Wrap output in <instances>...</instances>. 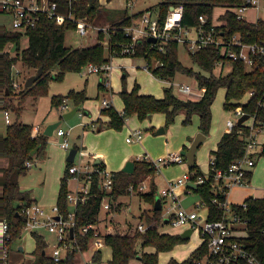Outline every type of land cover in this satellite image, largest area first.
I'll return each mask as SVG.
<instances>
[{
	"label": "trees",
	"instance_id": "1",
	"mask_svg": "<svg viewBox=\"0 0 264 264\" xmlns=\"http://www.w3.org/2000/svg\"><path fill=\"white\" fill-rule=\"evenodd\" d=\"M49 1L56 3L58 13L65 16L71 14L75 18L84 17L93 25L109 21L111 29L107 33V46L105 48L102 42L105 33L101 30L97 32V41L93 44L80 47L65 46V32L68 29H74L73 22L65 21L59 25L45 13H41L37 22L33 26L26 27L24 31H10L4 26L0 27V48L5 49L9 44L13 47L15 44L14 55L9 51L0 55V87L9 91V94L4 98L3 107L9 109L13 115L10 124L2 126L0 122V157L7 159V165L0 170V208L10 225L13 240L19 236L25 222L18 202L30 204L33 201L30 193L19 187V176L27 172L28 167L25 166L27 160L32 161L34 155L44 152L48 136L43 133L32 135L33 125L18 120L23 108L21 105H14L10 102V96L14 91L12 66L17 60H21L23 66L33 71L41 67V76L32 85L25 87L22 83L21 96L38 97L45 95L50 80L60 81L68 71H80L88 63L102 64L108 62L112 56L123 54L121 51L124 46L131 44L130 39L125 35L124 27L130 25L143 13V11H138L128 14L124 10L118 15L119 17L113 18L110 14L103 15L100 0ZM261 1L264 2V0ZM245 2V0H162L148 9L157 11L159 21L162 22L170 6L182 5L181 24L183 26H198V17L202 14L206 17L205 27L208 28L214 7L240 6ZM220 19L224 20L225 23L218 29L222 30L227 37L238 34L243 42H264V16L257 17L255 21H248L244 18H237L234 12L226 10ZM23 35L27 37L28 42L25 47L20 48V39ZM163 47L164 50L158 51L151 47L147 38H143L133 45L134 53H124L123 55L144 58L151 73L160 79H170L176 72L194 77L197 86L204 89L201 98L198 100L179 98L170 86L164 88L162 97L158 98L151 94L140 93L139 85L135 83L129 91L125 89L120 92L123 102L121 111L112 105L101 108L100 114L107 117L106 125L108 127L121 129L125 119L129 116L135 115L138 119L143 120L156 112L164 113L166 124H169L174 120L176 114L182 111L185 115L183 123L190 122L193 114L198 115V128L203 134H206L211 124V105L216 91L218 88L224 87L223 108L227 110L241 108L246 114L254 117L256 127L264 128V55L257 56L255 62L257 66L248 70L243 61L228 60L221 57L216 46L207 45L197 53L190 54L193 62L200 69V71H195L180 62L176 42H167ZM218 60L229 63L230 70L226 73L215 74L213 70ZM155 61L158 62V65L154 67L155 63L153 62ZM54 68H57V71L52 73ZM98 90H106L103 79L98 82ZM250 90L254 91V95L249 98L247 92ZM86 98L84 88L80 90L70 89L65 94H52L50 104L59 108L65 99H70L73 107L79 109ZM98 121L99 119L94 122L98 123ZM102 126L103 123L96 129L100 130ZM248 132V126L243 122L234 125L230 131L222 133L216 149L211 151L215 157L217 168L226 169L231 162L243 156ZM34 149L36 152L31 154ZM253 155L254 159L256 156L264 155V144ZM133 164L134 169L130 173L122 169L112 172L113 188L108 193L98 188V176L94 175L91 182V195L84 202H79L76 205L72 240L82 251L88 248L93 230L82 233L81 228L89 223H97L102 197L108 195L111 200H115L120 195L129 194L130 185L137 189L143 176H148L147 173L154 175L156 172L152 163L146 160H134ZM71 165L72 162L66 161L56 200L58 213L62 217H67L70 208L67 201L69 191L67 181L70 177L68 168ZM96 166L102 168V162ZM188 170L193 180L203 175L196 161L188 167ZM251 173L250 169L245 173L248 181ZM193 192L210 208V219L221 216V213L216 210L215 204L212 203L213 194L209 181L198 184ZM137 194L151 205V213H143L145 215L142 222L147 225V229L139 231L130 227L123 232L117 222L108 224L103 233V239L111 250V256L105 264H134V261H137L138 264H160V252L170 251L177 244L186 241L178 233L160 230V225L164 224V219L161 217V203L160 209L154 208L155 198L158 195L157 184L154 180H150L148 190L143 192L138 190ZM219 198L224 199V196H219ZM244 202L246 203L245 208L236 207L242 216L248 219L247 235L242 240L247 248L264 263V198L249 196L244 199ZM32 236L35 240L33 252L35 261L33 264L75 263L76 253L74 251H66L59 262H54L46 254L44 237L37 233L32 234ZM146 247L154 250H146ZM205 252L206 247L202 246L193 250L184 260L177 261L170 258L166 264H191L193 259L202 257ZM92 260L97 264L102 263L101 252H95Z\"/></svg>",
	"mask_w": 264,
	"mask_h": 264
},
{
	"label": "built area",
	"instance_id": "2",
	"mask_svg": "<svg viewBox=\"0 0 264 264\" xmlns=\"http://www.w3.org/2000/svg\"><path fill=\"white\" fill-rule=\"evenodd\" d=\"M245 4L240 6L222 7L225 11L230 10L234 12L237 18H243L244 11L249 6H258L260 0H245ZM0 13H7L11 17V27L7 30L10 31H24L26 27L33 26L41 13H45L48 17L53 18L57 24H63L65 21L73 22L74 29L80 35H86L88 31V21L84 17L75 18L71 14L65 16L64 14L56 11V3L49 0H0ZM182 5L173 6L169 8L164 20L159 21L158 12L155 10L147 9L143 11L138 20H134L130 25L124 27L125 35L130 39L131 44L124 46L122 53H134L133 45L148 37L155 38L154 42L150 41L151 47L156 48L158 51L164 50L163 45L167 42H176L178 45L185 46L189 54H195L207 45H214L219 49L221 57L228 60H240L246 64L248 70L257 66L256 57L264 55V42H243L238 34L230 37L224 35L222 30L218 28L223 24H218L215 20L210 22L208 28L205 27L206 17L199 15V25L196 27H185L181 24ZM111 28L109 25L106 27L99 26L96 32L103 31L105 34ZM108 35V34H107ZM14 45V44H13ZM105 46V45H104ZM11 44L7 45L5 49L0 48V55L3 52H12ZM106 47V46H105ZM158 65L155 62L154 67ZM229 63H223L222 60L216 61L215 67H219L223 73L225 66ZM230 66V65H229ZM112 68L110 61L102 64L88 63L86 65V73H97L100 80H104V85L108 86L109 72ZM147 68V64L144 66ZM19 70L12 66L13 77V90L19 87V83L15 80ZM151 72V71H150ZM174 85V86H173ZM170 87L175 88L178 94L183 99L198 100L201 98L204 89L199 88L197 83L184 84L178 82H170ZM254 91L247 92V97H252ZM5 90L0 87V122L4 125L11 123V111L3 107L5 101ZM102 107H107L111 104L108 98H102ZM264 106V103H263ZM66 107L65 105L63 108ZM101 107V108H102ZM235 112V119L227 118L226 131H230L234 125L237 124V119L245 114L241 108L233 109ZM251 119L247 124L249 132L245 144L244 154L241 158L234 160L226 169L217 168L215 165V157L210 153L208 160V171L205 175L198 176L195 180L191 179V173L186 165V158L180 152L167 153L164 156H158L156 159H148L141 156L137 159L146 160L151 162L158 173L161 165H168L170 163L183 164L186 169L175 178L168 179L166 183L158 189V197L161 203L162 219H167V223L172 227L178 229V234L184 230L190 229V235L196 231L200 238L197 248L206 247V252L200 258H195L191 264H264L262 263L246 246L243 238L247 235L248 219L244 218L236 207H246L244 200L239 203H230L227 200L229 190L235 186H243L248 183L246 172L254 164V155L258 142L256 135L261 130L256 127L254 117L249 115ZM248 119V120H249ZM126 120V119H125ZM246 122V121H245ZM94 122L93 127H96ZM39 132V125H34L32 135H37ZM57 136H64L61 128L56 127L53 131ZM142 132L139 129H130L126 136V142L140 141ZM60 148L69 149L70 143L67 138L59 142ZM79 157L83 155L82 150H77ZM74 156V159L76 157ZM33 165V162L27 160L25 166L28 168ZM69 179L75 181V187L67 193V201L69 204V211L67 217H62L58 213L57 205L52 208V214L44 210V208L36 201L30 204L18 202L20 212L23 214L25 222L19 236L13 240L10 225L2 213L0 208V264H9V257L15 242L21 234L25 233L32 235L34 233L41 234L45 231L54 236V245L48 254L54 262H59L66 251H74L79 254L82 250L74 243L72 237L74 236V218L76 205L79 202H84L91 195V182L94 175L98 176V188L103 192H110L113 188V174L96 166L95 164L83 161L79 158L78 162L68 168ZM68 179V180H69ZM202 184L209 181L210 189L213 194L212 203L215 204L216 210L221 213V216L215 219H210V208L208 205L199 199L194 203L192 208H184L181 204L182 196L193 191V188L186 186L187 182ZM145 185H140L134 189L132 185L129 190L138 191L143 190ZM106 196V195H104ZM102 197L100 206L105 209L110 208V204ZM219 196H224L220 199ZM260 197L264 198V189ZM59 216L58 219L55 216ZM73 227L72 236L69 229ZM136 229L144 231L147 225L144 222L137 224ZM88 230H93L92 246L88 247L91 252L90 257L76 260L74 264H94L92 260L93 253L99 251L104 243L103 233L98 231L96 224L89 223L81 228V232L85 233ZM44 237L46 248L48 247L47 238ZM194 249V250H195ZM76 259H78L76 257Z\"/></svg>",
	"mask_w": 264,
	"mask_h": 264
},
{
	"label": "rangeland",
	"instance_id": "3",
	"mask_svg": "<svg viewBox=\"0 0 264 264\" xmlns=\"http://www.w3.org/2000/svg\"><path fill=\"white\" fill-rule=\"evenodd\" d=\"M159 1L160 0H133L134 6L130 7L129 10H139L147 5H155ZM101 9L104 12L103 15L110 14L113 18L118 16L114 15L113 10H111L106 4L101 5ZM221 10V8L215 7L213 13L215 14L217 11ZM261 16H264V2L261 0L258 2V6H249L246 8L243 14V18L248 21H253ZM0 25H4L8 28L11 27V17L9 14L0 13ZM88 25L89 30L86 35H80L75 29L66 30L64 37L65 46L80 47L81 45H89L91 42L97 41L96 28L100 25H93L90 22H88ZM108 25L109 23H105L101 26L107 28ZM107 38L108 36L105 34L104 40L102 41L105 46H107ZM27 42V37L23 35L20 39V48L25 47ZM12 54L14 55L15 52L13 51ZM123 54L111 57H115V62L125 67L124 77L122 76L123 71L120 67L115 66L110 70L108 84L110 89H112L111 92L109 91L108 86H106V90H98L97 82L100 79V76L96 73H86V66H84L80 71L66 72L60 81L50 80L47 86V94L38 97L32 95L21 96L22 83H24L28 76L34 74L36 71L23 66L21 60H17L14 67L19 70L15 79L19 83V87L12 92L10 102L14 105L18 104L22 106L23 111L21 110L22 114L20 120L23 122L31 124L39 123L42 127L49 123L58 122L57 127L63 130V137L67 138L70 144L79 137L78 140L81 144V148L87 150L94 146L93 151H103L101 159L105 165V170L109 172L120 169L125 163V161L123 162L124 157L139 158L144 156L153 160L158 156H164L167 153L180 152V150L184 148L187 149L196 134L201 132L198 128L199 119L197 115H193L190 122L183 123L182 118L185 115L182 114V112H178L174 117V120L171 123L166 124L165 114L156 112L153 113L150 119L144 118L143 120H140L135 115L129 116L128 121L127 119L125 120L121 129L108 127L106 123L101 130H97V126L93 127L94 120L98 116V111H100L99 109L102 107L101 100L103 95L108 97V93H111V103L116 109H119L122 106L120 92L123 88L129 91L135 83H137L139 89L143 91L150 92L156 96L163 94L164 84L155 80L146 72L144 69V58L124 56ZM111 58L109 61H111ZM178 58L184 66L191 67L195 71H200L199 67L193 62L190 54L182 44L178 45ZM112 62L113 61H111V63ZM229 70L230 66L227 65L225 66L223 73H226ZM56 71L57 68L52 69V73H55ZM219 71L220 69L217 66L213 70L215 74L219 73ZM170 79V81L173 82L191 85L196 82L194 77L182 72H176ZM73 88L75 90L84 88L87 98L73 116L64 119L62 115L66 111L72 109V101L70 99H65L59 108H56L51 106L50 96L52 94H65ZM172 89L176 96H179L176 89ZM224 96L225 88H218L211 105L210 128L208 132L204 134L205 138L195 152V161L203 175L207 172L211 151L215 149L217 140L221 133L227 128L225 124L227 118L235 119L236 117L233 109L227 110L223 108ZM64 105L66 107L63 108ZM85 111L86 113H84ZM245 123L249 124L250 120H247ZM97 124L98 123H96V125ZM2 126L5 125L2 123ZM133 128L140 129L142 131V137L140 141L126 142L125 138L128 135L129 129ZM159 128H163L162 133H156ZM63 137H59L55 133L48 136L44 153H42L41 157H39V155H34L33 165L28 168L25 174L20 175L18 179L19 187L22 190H27L31 196L45 208L44 210L51 214L52 208L56 205L60 177L65 171V158L71 148L70 147L67 150L60 148L59 142ZM257 141L260 144L264 143V129L261 132H258ZM78 160L79 152L73 160V163L76 164ZM134 160L142 159L136 158L131 161ZM254 161V165L249 168L252 173L248 185L251 188V193L262 194L264 189V155L256 156ZM1 167L0 164V169ZM182 167L183 165L179 163L161 165L158 169V173L154 172V175L147 173L148 176L142 177L138 186L143 184L145 187L143 190L139 191L143 192L148 190L151 179L156 181L157 189L160 188L168 179L175 178L179 173L181 174ZM237 191L238 190L234 189L233 194H237ZM181 198V204L184 208H192L194 203L200 199L193 191L185 194ZM118 200L120 202H118ZM113 202L114 204L110 205L109 211L104 213V210H101L100 215H97L96 226L100 220L99 217H101L104 218L103 222H107V225L108 223L111 224L117 222L120 229L124 232L130 227L135 229L137 224L144 219V212L151 213V205L145 202L135 190L131 191L129 194L118 196ZM116 208L119 210L117 213H114L113 211ZM160 230L168 233H178V229L172 227L170 224H161ZM46 236L48 247L45 250L48 255L50 254L55 241L52 234ZM17 242L23 245L24 250L18 251L17 249L12 248L9 257V264H33L35 261V255L33 253L35 244L33 238L27 234H22ZM199 242L200 238L196 231H194L185 242L177 244L170 251L160 253L159 259L162 262V260L170 259V256H174L177 259L184 258L197 247ZM92 243L93 239H90L88 247L92 246ZM84 251H81L76 255L78 258L76 259L77 261L84 259V257L88 258L87 256H89V253L91 254L89 251H85L86 253H84ZM101 252V260L102 263L105 264L110 256V250L108 247H105L102 248ZM94 254L95 253H93V255ZM83 255L85 256L83 257ZM136 263L137 262L134 261V264ZM94 264L97 263L94 262Z\"/></svg>",
	"mask_w": 264,
	"mask_h": 264
},
{
	"label": "crops",
	"instance_id": "4",
	"mask_svg": "<svg viewBox=\"0 0 264 264\" xmlns=\"http://www.w3.org/2000/svg\"><path fill=\"white\" fill-rule=\"evenodd\" d=\"M160 1H162V0H160ZM159 1V2H160ZM158 3V2H157ZM156 3V4H157ZM100 4L101 5H104V4H106L111 10H113V14L114 15H120V13H122L124 10L125 11H127V13L128 14H132V13H134V12H138V11H145V10H147L148 8H151V7H153V6H155V5H147V6H145V7H143L142 9H139V10H134V9H132L133 11H131V10H129V8L130 7H133L134 6V2H133V0H109V1H107V0H100ZM216 7H218V8H221L222 10L221 11H217L215 14L213 13V20H215V22H217L218 24H224L225 22H224V20H221L220 18H221V15L222 14H224V12H225V10L222 8V7H225V6H216ZM215 8V7H214ZM152 10V9H151ZM138 19V18H137ZM256 20V19H255ZM255 20H253V21H255ZM105 23H110L109 21H106ZM105 23H103V24H105ZM99 25L101 26L102 25V23H99ZM92 28V27H91ZM89 30V29H88ZM88 33V32H87ZM94 43V41L93 42H91L90 44H93ZM89 44V45H90ZM81 46H85V45H81ZM139 59H141V58H139ZM111 61H113L111 64H112V68L113 67H115V66H118V67H120V69L123 71V73H122V76L124 77V74H125V67L123 66V65H121V64H119V63H116L115 61H116V58L115 57H113V58H111ZM110 61V62H111ZM115 62V63H114ZM144 62H145V65H146V61L144 60ZM144 65V66H145ZM111 68V69H112ZM145 70H146V72L152 77V78H154L155 80H157V81H159V82H161L162 84H164V88H166V87H169V84H170V82H173V81H170L171 79H160V78H157V77H155L151 72H150V70L149 69H147V68H144ZM110 73V72H109ZM97 74V73H96ZM99 75V74H98ZM107 79H108V83H109V76L107 77ZM100 80V79H99ZM99 80H98V82H99ZM97 82V83H98ZM195 84V83H194ZM133 87V86H132ZM74 89V88H73ZM108 89H109V91L111 92V90L112 89H110V86H109V84H108ZM132 89V88H131ZM76 90H78V89H76ZM139 92L140 93H142V94H151V95H154V94H152V93H150V92H146V91H143V90H141V89H139ZM111 93H108V97L106 96V95H103V97L102 98H109L110 100H111V95H110ZM163 95V94H162ZM162 95H154L155 97H158V98H160V97H162ZM176 95V94H175ZM87 96V95H86ZM179 98H182L180 95L178 96ZM112 102V101H111ZM112 104V103H111ZM113 105V104H112ZM114 106V105H113ZM73 108V107H72ZM123 109V102H122V106H121V108H119V109H117L118 111H121ZM99 110H101V107H100V109ZM22 111H23V109H22ZM22 111L20 112V115H19V117H18V120L19 121H21V122H23L22 120H20V117H21V114H22ZM180 112H182V111H180ZM84 113H86V111L84 112ZM182 114H184L183 112H182ZM152 115L153 114H150V117H147L146 119H150L151 117H152ZM177 115V114H176ZM193 115H196V114H193ZM192 115V116H193ZM198 116V115H197ZM99 119V121H98V124H97V127L98 126H100L102 123H103V125L107 122V117H105V116H102L101 114H100V111H98V116L96 117V119L94 120V121H96V120H98ZM128 119L129 118H127V121H128ZM184 119V117L182 118V120ZM249 119V118H248ZM247 119V120H248ZM11 120H13V115H12V112H11ZM246 120V121H247ZM250 121H251V119H249ZM23 123H28V122H23ZM28 124H31V123H28ZM49 124H52V123H49ZM49 124H47V125H49ZM31 125H39V132L40 133H42L43 132V130L46 128V126L47 125H45V126H41L39 123H35V124H31ZM103 127V126H102ZM102 129V128H101ZM100 129V130H101ZM136 129V128H135ZM264 128H262L260 131H258V132H261L262 130H263ZM130 130V129H129ZM140 130V129H139ZM54 131V130H53ZM226 131V129L223 131V132H225ZM142 132V131H141ZM222 132V133H223ZM222 133H221V135H222ZM220 135V136H221ZM257 135H258V133H257ZM257 135H256V139H257ZM73 138V137H72ZM78 138L79 137H77L71 144H70V147H72V146H75L76 148H77V150H79L80 148H81V144H80V142H79V140H78ZM220 138V137H219ZM219 140V139H218ZM218 140H217V142H218ZM126 141V140H125ZM258 142V141H257ZM79 144V145H78ZM264 144V143H263ZM216 145H217V143H216ZM261 145L262 144H260L259 142H258V146H257V150L261 147ZM187 148V147H186ZM63 149V148H62ZM185 149V148H184ZM215 149H216V147H215ZM64 150H67V149H64ZM80 150H82L84 153H83V155L82 156H80L79 158L81 159V160H85V161H87V162H91V163H93L94 164V162L96 161V160H98V162H102V165H103V167L105 168V165H104V163H103V160L101 159V157H102V155H103V151H93L94 150V146L93 147H91L90 149H87V150H85L84 148H81ZM214 150V149H213ZM181 151V150H180ZM42 153H44V152H42ZM42 153H40L39 154V157H41V155H42ZM77 155V154H76ZM136 158H138V157H136ZM136 158H129V157H124V159H123V162L125 161V163L127 162V161H130V160H132V159H136ZM4 159H5V162H4ZM3 161V162H2ZM0 164H1V166L3 167V166H6L7 165V159L6 158H4V157H0ZM32 162H33V160H32ZM124 163V164H125ZM254 163H255V161H254ZM65 164H66V158H65ZM181 165H183V164H181ZM254 165V164H253ZM124 165H122V167H123ZM1 167V168H2ZM102 167V168H103ZM122 167L120 168V169H122ZM186 167L187 166H185V165H183V167H182V171L181 172H183L185 169H186ZM1 170V169H0ZM119 170V169H118ZM117 171V170H116ZM207 171H208V167H207ZM111 172H114V171H111ZM206 174H207V172H206ZM63 175H64V173H63ZM62 175V176H63ZM178 175H180V173L178 174ZM178 175H176V176H178ZM61 176V177H62ZM61 177H60V179H61ZM251 178V177H250ZM249 181H250V179H249ZM249 181H248V183L246 184V185H243V186H235V187H233V188H231L230 190H229V192H228V194H227V200L230 202V203H239V202H242L245 198H247V197H249V196H253V197H260L261 196V194H253V193H251V188L249 187ZM156 182V181H155ZM67 183H68V189L69 190H72L74 187H75V181L73 180V179H69L68 181H67ZM165 184V183H164ZM163 184V185H164ZM162 185V186H163ZM161 186V187H162ZM159 189V188H158ZM234 189H236V190H238L237 191V194L235 193V194H233V190ZM0 194H1V187H0ZM57 195H58V192H57ZM30 196H31V194H30ZM110 197L109 196H104V199H105V201H107L110 205H112L113 204V200H111V199H109ZM31 199L33 200V201H36L37 202V200L34 198V197H32L31 196ZM109 200V201H108ZM118 202H120L119 200H118ZM197 202V201H196ZM41 205V204H40ZM43 207V206H42ZM44 208V207H43ZM101 208H103V209H101ZM45 209V208H44ZM101 210H104V213H106L107 211H109L110 210V208L109 209H105L104 207H102V206H100V209H99V213H98V215H100V211ZM119 209H114V213H117V211H118ZM114 215V214H113ZM99 221H98V224H97V229H98V231H100L101 233H104V231H105V229H106V226H107V222H103V220H104V218H101V217H99ZM109 224V223H108ZM23 234H25V233H23ZM41 234H43L45 237H47L46 235H48L49 233H47V232H45V231H43V232H41ZM41 234H39V235H41ZM22 235V234H21ZM20 235V236H21ZM28 235V234H27ZM30 237H32L33 238V236L32 235H29ZM42 236V235H41ZM20 238V237H19ZM53 238H54V236H53ZM33 240H34V238H33ZM34 244H35V240H34ZM22 248V249H19V248ZM105 247H108L109 248V246H107L106 244H103L102 245V247L99 249V251L101 252V250H102V248H105ZM13 248H15V249H17L18 251H23L24 249H23V245L22 244H20V243H18L17 241L15 242V244H14V247ZM146 250H154L153 248H149V247H146L145 248ZM109 250H110V248H109ZM46 251V250H45ZM86 252L88 251V249L87 250H85ZM84 251V253H86ZM102 253V252H101ZM160 253H162V252H160ZM159 253V254H160ZM189 255V254H188ZM187 255V256H188ZM85 256V255H84ZM89 256H90V253H89ZM89 256H87V257H89ZM110 256H111V250H110ZM110 256H109V258H110ZM187 256L186 257H184V258H181V259H177V258H175L174 256H170V258H174V259H176L177 261H182V260H184L185 258H187ZM108 258V259H109ZM101 259H102V254H101ZM107 259V260H108ZM169 259H167V260H162V262L160 261V259H159V262H160V264H166L167 263V261H168ZM135 262H137V261H135ZM105 263V262H104ZM103 264V263H102ZM136 264H138V262L136 263Z\"/></svg>",
	"mask_w": 264,
	"mask_h": 264
},
{
	"label": "water",
	"instance_id": "5",
	"mask_svg": "<svg viewBox=\"0 0 264 264\" xmlns=\"http://www.w3.org/2000/svg\"><path fill=\"white\" fill-rule=\"evenodd\" d=\"M173 6H170V9H172ZM149 41L151 42H154L155 41V38L153 37H148L147 38ZM15 49V44L13 45L11 51H14ZM41 73H42V68L39 67L36 72L30 76H28L26 78V80L24 81V86L25 87H29L30 85H32L40 76H41ZM123 90H125L123 88ZM5 94L8 95L9 94V91L8 89L5 90ZM78 110V107H73L72 109L66 111L65 113H63L62 117L64 119H68L70 118L71 116H73L75 114V112ZM148 117H150V115H148ZM249 118V115L248 114H243L241 115L238 119H237V124H241L243 122H245L247 119ZM58 125V122L57 123H52V124H49L46 126V128L43 130V134L44 135H47V136H50L52 133H53V130L57 127ZM163 132V128H159L156 133H162ZM205 138V135L202 133V132H199L196 134L195 138L192 140L191 144L189 145V147L187 149H182L180 151V153L182 155L185 156L186 158V165L189 167L191 165H193L194 161H195V152H196V149L199 147V145L201 144V142L204 140ZM36 152V149L32 150L31 154H34ZM77 152V148L75 146H72L68 153H67V156H66V161H69V162H73L74 160V156ZM99 162L98 160H96L94 162L95 165H97ZM134 169V164H133V161H127L124 166L122 167V170L125 171V172H132ZM186 186L188 187H191L193 189H196V184L193 183V182H187ZM154 208L155 209H160V199L159 197L157 196L155 198V204H154ZM56 219L59 218V216H55ZM164 223H167V219H164ZM69 233L70 235L72 236V233H73V227H71L69 229ZM189 235H190V229H186L184 230L180 236L185 238V239H188L189 238ZM19 249H22L21 247ZM44 253V252H43ZM102 264V263H100Z\"/></svg>",
	"mask_w": 264,
	"mask_h": 264
}]
</instances>
